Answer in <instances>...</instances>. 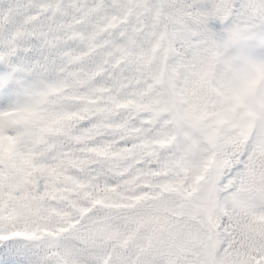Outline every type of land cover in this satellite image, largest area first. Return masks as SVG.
<instances>
[{
    "label": "snow or ice",
    "instance_id": "6c2138e0",
    "mask_svg": "<svg viewBox=\"0 0 264 264\" xmlns=\"http://www.w3.org/2000/svg\"><path fill=\"white\" fill-rule=\"evenodd\" d=\"M0 264H264V0H0Z\"/></svg>",
    "mask_w": 264,
    "mask_h": 264
}]
</instances>
